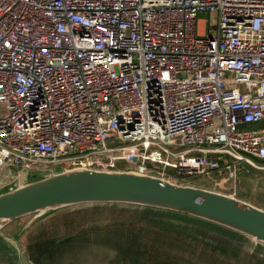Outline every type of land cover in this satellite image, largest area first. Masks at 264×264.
Instances as JSON below:
<instances>
[{
	"label": "built area",
	"instance_id": "1",
	"mask_svg": "<svg viewBox=\"0 0 264 264\" xmlns=\"http://www.w3.org/2000/svg\"><path fill=\"white\" fill-rule=\"evenodd\" d=\"M263 120L264 0H0V190L72 169L235 187L264 170Z\"/></svg>",
	"mask_w": 264,
	"mask_h": 264
},
{
	"label": "crops",
	"instance_id": "2",
	"mask_svg": "<svg viewBox=\"0 0 264 264\" xmlns=\"http://www.w3.org/2000/svg\"><path fill=\"white\" fill-rule=\"evenodd\" d=\"M7 190L5 187L0 193ZM185 225L191 226L194 234H189ZM208 227L215 230L204 221L157 208L125 203L74 204L29 214L1 227L0 256L4 254L6 260L0 264H21L13 241L1 233L19 242L31 264H237L239 257L233 252L223 250L227 256L214 254L212 258L188 250L192 248L187 244L190 236L203 243L201 234L205 233L220 240L205 230ZM224 231L230 241L233 237L248 238Z\"/></svg>",
	"mask_w": 264,
	"mask_h": 264
},
{
	"label": "water",
	"instance_id": "3",
	"mask_svg": "<svg viewBox=\"0 0 264 264\" xmlns=\"http://www.w3.org/2000/svg\"><path fill=\"white\" fill-rule=\"evenodd\" d=\"M81 203H125L197 217L264 244V209L233 196L133 171L52 170L0 193V228L29 214ZM31 264L12 235L1 233Z\"/></svg>",
	"mask_w": 264,
	"mask_h": 264
},
{
	"label": "rangeland",
	"instance_id": "4",
	"mask_svg": "<svg viewBox=\"0 0 264 264\" xmlns=\"http://www.w3.org/2000/svg\"><path fill=\"white\" fill-rule=\"evenodd\" d=\"M257 124L264 125V122H259ZM121 165L124 166L123 163H121ZM238 174L237 184L235 187L232 181L223 172H217L212 178L201 177L196 179L194 181L195 183H188V185L190 184V186L227 194L264 209V170L256 169L242 163ZM170 217H172V215H170ZM211 227L215 228V230H212L210 227L205 230L212 231L215 233H211L212 236L218 237L220 240H217L216 238L210 239L206 233L201 234V238L205 243H208L215 248L235 253L239 257L237 259V264H260L258 261H262L264 263L263 243H256L253 239H240L238 237H233L230 241L228 235L226 234L227 232L225 233V231L221 230V228H216L217 226L211 225ZM184 228L189 234H194L191 226L185 225ZM231 245L234 246L231 247ZM0 260H6L4 258V254L0 256Z\"/></svg>",
	"mask_w": 264,
	"mask_h": 264
},
{
	"label": "trees",
	"instance_id": "5",
	"mask_svg": "<svg viewBox=\"0 0 264 264\" xmlns=\"http://www.w3.org/2000/svg\"><path fill=\"white\" fill-rule=\"evenodd\" d=\"M136 206H139V205H136ZM140 207H143V208H146V209H152L153 207H147V206H140ZM158 209V208H157ZM162 210H164V209H162ZM166 211H170V210H166ZM171 212H173V213H176V215H178V214H181V215H185V217H188V218H192V219H198L199 221H204V222H206V223H209V224H213V225H215V226H217V227H220V228H222V229H224V230H226V231H229V232H235V231H233V230H231V229H228V228H225V227H223V226H220V225H217V224H215V223H212V222H209V221H206V220H203V219H200V218H197V217H193V216H190V215H186V214H182V213H178V212H174V211H171ZM155 232H159L158 230L157 231H155ZM235 233H237V234H240V233H238V232H235ZM174 235H178V233H174ZM173 235V236H174ZM240 235H242V234H240ZM244 236V235H243ZM187 239H189L188 240V242H187V244H189V247H192V248H189L188 250L190 251V252H192L193 254H196V255H199V254H203L204 256H210V257H212V258H214V254L216 255V256H218V257H224V255L225 256H227L225 253H224V251L223 250H221V249H217V248H214V247H211L210 245H208L207 243H203V242H198V241H196V239L195 238H193V237H189V238H187ZM198 242V243H197ZM185 246H186V243H185ZM183 247V248H187L188 247V245H187V247ZM223 251V252H222ZM216 252H218V253H220V254H218V253H216ZM30 260H31V258H30Z\"/></svg>",
	"mask_w": 264,
	"mask_h": 264
}]
</instances>
